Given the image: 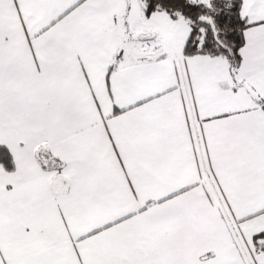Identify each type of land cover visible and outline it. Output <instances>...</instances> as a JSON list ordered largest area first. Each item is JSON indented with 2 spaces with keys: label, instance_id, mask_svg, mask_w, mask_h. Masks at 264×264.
Wrapping results in <instances>:
<instances>
[{
  "label": "snow or ice",
  "instance_id": "obj_1",
  "mask_svg": "<svg viewBox=\"0 0 264 264\" xmlns=\"http://www.w3.org/2000/svg\"><path fill=\"white\" fill-rule=\"evenodd\" d=\"M0 264H264V0H0Z\"/></svg>",
  "mask_w": 264,
  "mask_h": 264
}]
</instances>
